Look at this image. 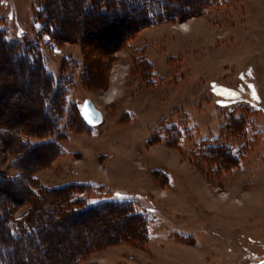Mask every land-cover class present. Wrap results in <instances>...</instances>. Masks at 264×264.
Returning <instances> with one entry per match:
<instances>
[{
	"label": "rangeland",
	"instance_id": "rangeland-1",
	"mask_svg": "<svg viewBox=\"0 0 264 264\" xmlns=\"http://www.w3.org/2000/svg\"><path fill=\"white\" fill-rule=\"evenodd\" d=\"M149 1L0 0V264H264V0Z\"/></svg>",
	"mask_w": 264,
	"mask_h": 264
},
{
	"label": "trees",
	"instance_id": "trees-1",
	"mask_svg": "<svg viewBox=\"0 0 264 264\" xmlns=\"http://www.w3.org/2000/svg\"><path fill=\"white\" fill-rule=\"evenodd\" d=\"M82 1H84V3L85 4H87V0H82ZM171 1H173V0H151V1H149L150 2V6L151 5H155V4H158V5H160V8H161V13H163V15H164V17H162V16H158V17H156V18H158V19H156V20H158V21H161V20H171V19H173V18H178V16L180 17V13H178V12H176L175 13V16H173V11L171 10V5L169 4ZM93 4V3H92ZM103 4V3H102ZM102 4L100 3L99 5H101L102 6ZM105 5H106V3H104ZM103 4V5H104ZM143 5H145V4H143ZM150 6H148L147 8L145 7V6H139V5H137V6H135V11L137 12H141L143 15L146 13L147 15L145 16L144 15V17H143V19L142 20H147V22L149 23V24H154L156 21L154 20L155 19V16L152 18V17H150V15H149V13L151 12V8H150ZM122 7H124V6H122ZM93 8H94V5H93ZM92 8V9H93ZM159 8V7H158ZM45 10V8L43 9V11ZM90 11V10H89ZM91 12V11H90ZM107 14H109V12H107ZM107 14H105V13H102V12H97V18H103V17H106V15ZM44 16H47V12L46 13H44ZM157 21V22H158ZM51 22H53V21H51ZM51 22H49V25H48V27H49V32L50 31H52V33H55L56 32V30L53 28V25H52V23ZM47 25V24H46ZM47 26H45V28H46ZM48 29V28H47ZM74 186H78V187H82L83 186V184H74ZM67 187V186H66ZM68 187H73V185H68ZM55 189H58V188H55ZM50 190H52V188L50 189ZM99 203H101V202H99ZM91 205H93V204H91ZM91 205H89V206H91ZM96 205H99L98 204V202L96 203ZM96 205H93V206H96ZM102 205V206H101ZM101 205H99V206H101V207H103V208H100V210H103L104 211V215L105 214H113V212L111 211V210H124V211H130L129 209H130V207L129 206H127V205H125V204H122L121 202H119V201H117L116 199H114V200H104V202H102L101 203ZM93 206L92 207H89V208H93ZM91 210V209H90ZM129 213H131V212H129ZM132 216H138V214H132Z\"/></svg>",
	"mask_w": 264,
	"mask_h": 264
},
{
	"label": "water",
	"instance_id": "water-1",
	"mask_svg": "<svg viewBox=\"0 0 264 264\" xmlns=\"http://www.w3.org/2000/svg\"><path fill=\"white\" fill-rule=\"evenodd\" d=\"M85 115L89 124H95L101 117L99 111L94 107L91 101H87L85 104Z\"/></svg>",
	"mask_w": 264,
	"mask_h": 264
}]
</instances>
